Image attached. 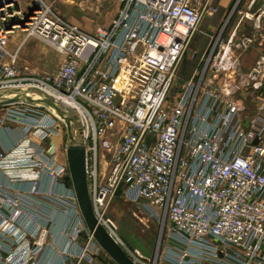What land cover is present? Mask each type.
Listing matches in <instances>:
<instances>
[{
    "label": "built area",
    "instance_id": "obj_1",
    "mask_svg": "<svg viewBox=\"0 0 264 264\" xmlns=\"http://www.w3.org/2000/svg\"><path fill=\"white\" fill-rule=\"evenodd\" d=\"M55 1L0 0V98L34 91L71 118L97 224L135 264H264V0H232L200 73L179 85L216 0H117L115 18L92 33L54 11ZM17 31L24 37L10 51ZM30 39L62 57L52 73L20 70ZM258 48L245 70L240 55ZM243 91L255 95L251 112L233 99ZM0 111V129L21 126L18 143L0 149L8 179L0 181V264H104L68 181L64 118L22 101ZM119 191L165 229L153 262L117 236L109 210Z\"/></svg>",
    "mask_w": 264,
    "mask_h": 264
},
{
    "label": "rangeland",
    "instance_id": "obj_2",
    "mask_svg": "<svg viewBox=\"0 0 264 264\" xmlns=\"http://www.w3.org/2000/svg\"><path fill=\"white\" fill-rule=\"evenodd\" d=\"M228 1L216 0L219 10L212 18L202 20L189 45L186 57L177 71V85L200 73L203 65L200 62L201 56L209 45L210 36L217 32L226 17L231 5L225 11L222 4L226 5ZM52 8L68 22L85 32L92 33L97 27H107L111 23L118 12V2L117 0H56ZM244 28V33H251L252 25L249 21L244 20ZM16 33L17 37L16 34L10 37L12 45L15 46L14 49L20 45L24 37L23 32ZM61 60L62 57L54 49L36 39H30L22 46L17 63L21 71L41 74L52 73ZM29 93L32 98L39 96L34 91ZM254 97L253 93L243 91L234 95L233 99L238 100L245 111L251 112L254 108ZM2 113L0 111V114ZM66 141L64 131L63 143L65 144ZM109 214L116 224V233L122 244L130 250H138L145 258L153 262L164 240L165 229L163 230L162 225L146 218L136 206L120 198V191L110 207Z\"/></svg>",
    "mask_w": 264,
    "mask_h": 264
},
{
    "label": "water",
    "instance_id": "obj_3",
    "mask_svg": "<svg viewBox=\"0 0 264 264\" xmlns=\"http://www.w3.org/2000/svg\"><path fill=\"white\" fill-rule=\"evenodd\" d=\"M36 9V8H35ZM31 14V13H30ZM32 104H44L53 108L65 120L68 145L66 146V162L69 172V184L75 194L78 207L88 229L96 243L105 254L104 264H135L128 256L126 250L119 245L107 231L97 224L93 215L91 200L87 188L85 173V153L81 146L74 144L71 133V118H65L59 108L50 99H32L25 93H18L13 97L0 98V107L15 104L17 102Z\"/></svg>",
    "mask_w": 264,
    "mask_h": 264
},
{
    "label": "crops",
    "instance_id": "obj_4",
    "mask_svg": "<svg viewBox=\"0 0 264 264\" xmlns=\"http://www.w3.org/2000/svg\"><path fill=\"white\" fill-rule=\"evenodd\" d=\"M24 1H27V0H24ZM231 2H232V0H229L226 5L222 4V6L226 9L225 11H227V8L231 5ZM15 36L17 37V33H16ZM12 43H13L12 39L9 40V50L10 51H14L16 49V48L15 49L13 48L15 46H13ZM259 50H260V48L251 49V50L247 51V53H244V54L240 55V62H241L242 66H243V68L245 70H248L252 66L254 60L256 59V57H257V55L259 53ZM258 94L261 95V96H264V88L261 89L260 91H258ZM20 130H21V126H13V125L12 126L11 125H6V127L1 128L0 129V149H2V148L3 149H10V148L14 147L19 141V137H18L17 132L20 131ZM44 145H45V147H47L46 142H45ZM5 173L9 177H14L16 175V173H17V170L7 169V170H5ZM0 181H3L5 183H7L8 179H7L6 176L0 174ZM18 182L19 181L15 180L12 183H14V186H19L20 183H18ZM24 185L27 187L29 184H28V182H25ZM49 185H50V182L47 179L43 181V188L44 189L49 188ZM39 203L41 204V206L44 208L45 211L49 212L51 210V206L49 204H47L46 202L44 203V202L40 201ZM53 218H54L53 219L54 220L53 224H56V226H55V228H56L58 223L61 221V215L57 216L55 214ZM101 257H102V259L105 258L104 256H101Z\"/></svg>",
    "mask_w": 264,
    "mask_h": 264
}]
</instances>
